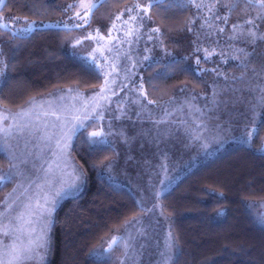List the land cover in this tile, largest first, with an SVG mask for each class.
<instances>
[{
  "label": "trees",
  "instance_id": "16d2710c",
  "mask_svg": "<svg viewBox=\"0 0 264 264\" xmlns=\"http://www.w3.org/2000/svg\"><path fill=\"white\" fill-rule=\"evenodd\" d=\"M72 1L4 0L0 16L24 19L36 27L22 35L0 29V109L19 111L43 96L105 85L109 78L106 62L80 53L73 46L75 38L95 24H104L102 32L109 39L115 16L137 0L98 2L89 24L81 28L42 26L61 18L63 8ZM212 2L195 0L205 5L197 8L193 0H153L152 19L145 18L139 32L115 48L114 39L108 40L113 44L114 67L122 71L126 46L136 45L142 56L132 76L133 88L138 90L143 82L144 90L148 89L145 95L159 101L175 93L210 96L216 86L213 76H230L240 70L241 60L234 57L243 55L241 49L248 54L258 52V60L264 62V41L253 45L233 28L236 24L249 27L244 23L249 16L241 11V0H233L231 9L218 6L215 10L227 16V23L208 12ZM247 11L256 16L252 9ZM257 24L264 31V21ZM156 27L159 33L151 31ZM206 50L213 51L207 59ZM260 96L259 91L251 115L254 132L250 142L227 143L160 196V211L170 223L176 245L173 264H264V106ZM93 122L85 120L71 140V153L83 170L84 183L53 209L46 264H115V250L101 251L102 244L142 213L135 193L102 172L101 162L111 161L115 149L109 143L90 140ZM13 166L12 156L0 149V176L5 177L0 182V201L16 186Z\"/></svg>",
  "mask_w": 264,
  "mask_h": 264
},
{
  "label": "rangeland",
  "instance_id": "374dc122",
  "mask_svg": "<svg viewBox=\"0 0 264 264\" xmlns=\"http://www.w3.org/2000/svg\"><path fill=\"white\" fill-rule=\"evenodd\" d=\"M78 3L79 0H74L69 4ZM128 15L116 21L120 31L111 32H118L117 37L124 41L123 45L129 37L125 36L129 25H124L122 21ZM74 16L73 10L64 11L57 21L42 26L65 27L67 23L68 28H72L73 21L69 17ZM0 18L14 21L13 26L5 29L18 35L36 27L35 23L24 19ZM137 23L139 21L130 22L131 27L134 29ZM27 24L32 27L28 29ZM105 28L104 24H95L78 36L82 43L76 45L77 50L86 57L103 58L107 64L108 79L114 80L111 88L116 94L109 92L108 100H99L101 106L95 112L91 111V105L95 103L93 98L101 88L43 96L19 111L0 109V149H6L12 156L18 177L15 188H11L0 201V260L10 259L5 255V246L13 240L21 245L27 244L29 239L43 238L47 241V247L46 250L40 249L42 258L26 260L22 264H46L53 209L62 198L74 194L84 183L83 170L71 153V140L85 120H94L93 131L101 133L97 141L109 143L115 149V156L109 161L111 168H102V172L114 182L132 190L142 208V213L130 220L132 223H126L113 231L102 244L101 251H107L112 237L119 238L112 249L115 250V264H121V261L123 264H164L166 259L167 264H173L176 247L171 251L165 250L166 237L172 232L168 219L160 211V196L178 178L221 151L227 143L250 142L247 133L254 132L251 115L259 100L256 86L262 81L251 71L253 63L259 70L261 61L258 58H261L258 52L250 51L249 58L253 63L249 64L248 69L244 68L247 61H241L240 70L230 73V76H213L215 90L212 88L213 91L206 98L175 93L156 101L146 95L154 101L148 104L139 90L133 88L132 76L136 73L135 66H139L142 52L136 45L128 44L127 51L120 58L124 68L122 71L117 70L109 48L112 49L113 44L114 48L118 47L120 42L114 39V43L110 44L102 32ZM97 29L103 40L99 37L84 39L90 33L96 36ZM101 45L104 46L102 49ZM243 73L246 75L240 79ZM145 91L148 89L145 88ZM24 112L28 115H17ZM100 112L103 113V119L98 118ZM4 115L9 119L3 120ZM76 116L80 119H73ZM74 125L75 131L70 132ZM77 174L81 176L80 180L76 179ZM45 198L52 208L50 217L47 213L39 215L41 209L37 205H43ZM29 203L35 209L34 212L30 213L25 208ZM20 212H24L25 220H31V223L16 219ZM136 220L140 223H136ZM3 225H7V229ZM4 231L10 235L6 237ZM125 243L128 244L127 249ZM162 252L165 253L163 256Z\"/></svg>",
  "mask_w": 264,
  "mask_h": 264
},
{
  "label": "snow or ice",
  "instance_id": "6c2138e0",
  "mask_svg": "<svg viewBox=\"0 0 264 264\" xmlns=\"http://www.w3.org/2000/svg\"><path fill=\"white\" fill-rule=\"evenodd\" d=\"M99 2L103 3L104 0H99ZM241 2L244 4V8L241 9V11L245 12L246 16H249L248 19H246L244 21L245 24H247L249 27L247 29H244L242 27V25L236 24L233 25L234 29H239L240 33L244 36H246L247 40L249 43L251 44H255L257 41H264V31H260V25L257 24V21H264V0H241ZM193 3L195 4V7L197 8H202L205 5L203 3H199L196 4L195 0H193ZM4 5V0H0V6ZM153 5V0H145L144 3H141L140 0H137V2L135 3V5L133 7H126L120 14L115 16V20L113 21V25H112V29L109 30V39H116L118 42L123 43L124 41H121L119 39V37H112L111 36V32L113 30L116 31H120V29L117 27L116 21H120L122 15L124 14V12L129 13L128 18L126 20H123L122 23L124 25H129L127 31L125 32V36H131L133 34V32H139V27L143 25V22L145 20V18H147L148 20L152 19V16L150 14V9L152 8ZM98 6V2L97 0H79L78 4H69L67 6V8L64 10L65 12L69 11V10H73L75 13L74 17H69V20H72L73 23L71 24L72 28H81L84 27L85 25L89 24L90 22V17L93 13V10L96 9ZM222 7V8H227V9H231L233 7V0H213V2L209 5H207V9L208 12L213 14V17L215 19H223L225 23H227V16H223L221 17L220 15L216 14V9L217 7ZM247 9H252L253 11L256 12V16L255 17H251L247 11ZM132 13H135V15H132ZM75 21H81L82 23H76ZM139 21V25L133 29L131 27L130 22L135 23ZM14 25V21H4L2 18H0V29H4V28H8L10 26ZM65 28H68L69 25L67 23H65ZM211 26V25H209ZM32 27L31 24H27V28L30 29ZM189 31H191V28L189 27L188 29ZM152 32L155 33H159L160 29L158 27L156 28H152L151 29ZM218 31L223 32L224 29L223 28H219ZM2 34V33H0ZM97 37H99L100 40H103L104 37L100 36L99 34V29L96 30V36H93L91 33L87 36L84 37V39H96ZM159 38V37H157ZM230 38H235L230 37ZM149 39H151V37H149ZM129 43H131V41H128ZM82 43V40L80 38H75V42H74V47L76 45H80ZM104 46L101 45L100 48L102 49ZM112 49L109 48V51H111ZM94 51H100V49H95ZM243 55L240 57H234L236 59H240L242 62L247 61L246 63H244V68L248 69L249 64L253 63L250 58H249V54L244 52L243 49L240 50ZM207 54L205 56V59H207L209 56H211L213 54V51H207ZM101 56H103V51H101ZM95 59V58H94ZM145 59H147V57H145ZM197 64L200 63L199 59L196 61ZM115 70V69H113ZM251 71L254 75L260 77L261 79H264V62L260 63L259 66V70H257L255 64L253 63V67L251 68ZM3 73V70L0 69V74ZM244 75H246V73H243L242 76L240 77V79H243ZM106 82L105 85L103 87H101L100 92L96 94V97H94V101L95 103H92L91 105V111L95 112L96 108L100 107V103L99 100H108L109 96L108 93L111 92L113 95H115L116 93L113 92L112 88H111V84L114 83V80H109L108 77L105 78ZM124 87H127V85H124ZM256 88L259 89L261 96H260V102L261 105L264 106V85H257ZM139 93L141 96H144V98L147 100L148 104H153L154 101L151 99H148V97L145 95L144 93V84L143 82L140 83L139 85ZM256 89H250V91H255ZM98 97V99H97ZM134 103H137L138 101H133ZM85 107H88V102H86ZM17 115H24L27 116L28 113L24 112V113H20ZM99 119H103V113L100 112L97 114ZM14 118V117H13ZM119 117H117L118 119ZM3 120H8L9 117L4 115L2 116ZM73 119L79 120L80 117L76 116L73 117ZM81 127H83V124H80ZM76 126L74 125L69 131L70 132H74L75 131ZM67 135V134H65ZM101 136V133L99 131H93L90 133V140H92L93 142L95 141V139L99 138ZM247 136L249 137V139L252 138L253 136V132H248ZM70 138V137H69ZM57 145L59 146V141H57ZM102 168H111V162L105 164L104 162H101L100 165ZM14 167V166H13ZM74 173L76 172V170H73ZM5 179L4 176H0V182H2ZM76 179L80 180L81 176L79 174L76 175ZM57 195H59V193H57ZM48 200L47 198H45L43 205L38 204L37 207H39L41 209L39 215L40 216H44L45 213H47V215L50 217L51 215V211L52 208L48 206ZM8 207H10V205H8ZM25 208L27 210H29V212H34L35 209L33 208V206L31 205V203L25 205ZM2 215V214H0ZM16 219L22 221L23 223H31V220H25V215L24 212H20V214L16 217ZM128 223H132V221H128ZM136 223H140L139 220H136ZM4 229H7V225H3L2 226ZM46 235V233H44ZM3 235H5L6 237L10 235V233L8 231H4ZM141 235H143V232H141ZM118 237L113 236L111 241L108 243V248L106 249L107 251H111L113 249V246L116 245L118 243ZM125 248L127 249L128 244L125 243ZM47 247V241L43 240V238H40L39 240H32L29 239L27 244H21V245H17L15 243V240H13V242L11 244H8L5 246V255L9 256L10 259L7 261L4 260H0V264H22L23 261L26 260H35L38 257L42 258L43 253L40 251V249H45L46 250ZM175 247V240L172 237L171 233H169L168 237H166V243H165V250L166 251H171L173 248ZM165 253H161V255L163 256ZM125 255H127V253L125 252ZM170 259V257H169ZM121 264H123V261H121ZM164 264H167V259L164 261Z\"/></svg>",
  "mask_w": 264,
  "mask_h": 264
}]
</instances>
